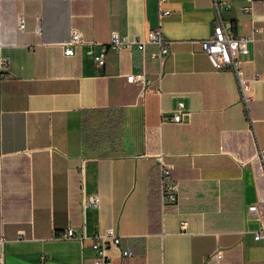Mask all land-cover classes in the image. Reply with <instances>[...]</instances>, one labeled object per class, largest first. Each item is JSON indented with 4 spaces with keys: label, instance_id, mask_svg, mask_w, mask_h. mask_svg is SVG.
<instances>
[{
    "label": "crops",
    "instance_id": "0c3cea01",
    "mask_svg": "<svg viewBox=\"0 0 264 264\" xmlns=\"http://www.w3.org/2000/svg\"><path fill=\"white\" fill-rule=\"evenodd\" d=\"M231 1L223 16L252 36L240 60L247 111L233 73L200 44L211 0H165L160 22L157 0H0V264H92V236L108 227L132 251L109 248L110 264H217L218 247L221 264H264V237L254 238L264 222V0L253 13ZM159 24L172 39L160 92L140 96L126 80L139 49L108 50L99 68L86 44L64 53L72 27L105 42L112 29L144 36ZM146 67L153 79L149 58ZM179 101L188 121L171 120ZM160 160L180 188L165 210ZM90 194L97 207L83 206ZM67 227L86 237H58Z\"/></svg>",
    "mask_w": 264,
    "mask_h": 264
},
{
    "label": "built area",
    "instance_id": "2783aa9c",
    "mask_svg": "<svg viewBox=\"0 0 264 264\" xmlns=\"http://www.w3.org/2000/svg\"><path fill=\"white\" fill-rule=\"evenodd\" d=\"M253 1L246 2L239 8L247 13H253ZM165 0H157V16L160 22L170 10L164 6ZM213 18L211 25V33L208 37L200 39V44L203 51L206 53L211 64L217 69H229L236 80L240 99L244 109L247 111L250 94V79L245 77L243 68L240 64L241 57L248 54L249 42L252 40L251 35H237L233 31V22L223 16V10L232 7L231 0H211ZM17 27L20 31L25 29V17L22 13L17 15ZM260 30V28H255ZM36 31L40 33L41 25L38 23ZM88 45V52L92 54L93 61L96 67H102L105 61V54L108 50L121 51L125 49H139L141 51L140 67L135 71H130L126 74L128 82L138 84V93L144 96L147 91L154 90L160 92L162 90V80L165 74V60L172 53V39L168 38L162 31L160 24L156 28L149 29L144 36L135 34L133 36L121 35L117 29H112L107 41L99 42L94 40H86L83 38L82 32L77 27H72L70 38L63 43L64 53L67 55L74 53L76 45ZM98 45L96 50L94 46ZM148 46L152 48L149 50ZM151 59L154 64L155 77L152 79L148 76L146 60ZM190 111L185 109L184 103L179 101L174 108L171 120L174 122L188 121ZM249 116V115H248ZM253 119L249 116V122ZM258 157L260 158L262 169L264 172V148L258 147ZM160 193L162 210L178 201L180 197V188L178 182L172 177L168 164L160 160ZM100 198L97 194H90L84 199L83 206L97 207ZM250 212L259 213L256 203L248 206ZM181 226L186 227L187 221L182 220ZM60 238L75 237L84 239L85 232L77 233L73 227H67L65 230L57 233ZM264 237V222L261 221L260 228L255 232L254 238L260 239ZM121 235L113 227H108L102 232H97L92 236L90 248L92 250V264H110L111 256L107 253L109 248L120 250L122 255L130 256L131 249L128 246L121 247ZM3 238L0 242L3 243ZM216 259L217 264H221L223 259V249L218 247L212 254ZM5 259L4 247L0 246V262Z\"/></svg>",
    "mask_w": 264,
    "mask_h": 264
}]
</instances>
